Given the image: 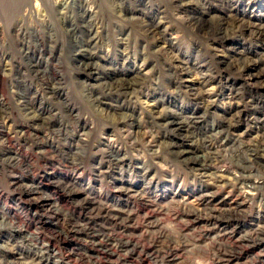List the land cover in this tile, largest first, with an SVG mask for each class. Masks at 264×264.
I'll use <instances>...</instances> for the list:
<instances>
[{
	"label": "rangeland",
	"instance_id": "374dc122",
	"mask_svg": "<svg viewBox=\"0 0 264 264\" xmlns=\"http://www.w3.org/2000/svg\"><path fill=\"white\" fill-rule=\"evenodd\" d=\"M79 1L0 0V264H264V0Z\"/></svg>",
	"mask_w": 264,
	"mask_h": 264
},
{
	"label": "bare ground",
	"instance_id": "6f19581e",
	"mask_svg": "<svg viewBox=\"0 0 264 264\" xmlns=\"http://www.w3.org/2000/svg\"><path fill=\"white\" fill-rule=\"evenodd\" d=\"M179 1V0H178ZM80 6H81V11H82V17L83 19H85L88 11L86 10V3H87V0H80ZM192 20V19H191ZM193 23L201 29H203L204 27V24L199 20V19H194L192 20ZM227 22H229L228 24L231 23V25H236V19H232V20H228ZM224 23V22H223ZM227 24V23H226ZM227 26V25H226ZM72 28V27H71ZM230 28V27H229ZM226 29L225 33H227L228 29ZM253 28V33L256 34V35H259L260 37L264 36V27H260V26H257V25H252ZM223 28H221L220 30H222ZM90 30V29H89ZM230 30V29H229ZM218 31V30H217ZM85 32V31H84ZM215 32V30H214ZM213 34V33H212ZM91 43V39H89L87 42H86V46L85 48L83 47L82 51L79 53V57L82 61L81 65H80V68L83 70V71H86V72H94L96 69H97V64L94 63L93 61V56L92 55H88L86 52L88 51L87 47L90 45ZM78 51V50H77ZM251 64H254L252 61H249L247 59H244V58H240V59H237V65L239 66L240 69H246L247 67H249ZM34 65V64H33ZM34 68V67H33ZM38 70V69H36ZM264 70V69H263ZM241 71V70H240ZM116 82V85L114 86V88L112 89H115L116 91L118 92H127L129 91L131 88L134 87L135 83L133 81L130 80H119L118 81H115ZM137 84V83H136ZM111 86V85H109ZM137 87V86H135ZM114 90V91H115ZM134 89H132L133 91ZM109 91V90H108ZM130 92V91H129ZM200 101L204 102L206 101L204 96H202V94H198L196 96ZM195 97V98H196ZM32 99H29L27 101V105L29 104H32ZM209 102V101H208ZM131 116V115H130ZM127 117V116H126ZM125 117L124 115V122H127V118ZM132 117V116H131ZM34 119H37L38 121H45V119L43 118H39L37 115L36 116H33ZM129 118V117H128ZM122 120V119H121ZM47 122V121H46ZM122 122V121H121ZM164 122V121H162ZM169 122V121H167ZM193 120H189V119H185V118H173V121L171 122L172 126L175 127L176 130H182L183 128L189 126L190 123H192ZM42 123V122H41ZM44 126V125H43ZM171 126V125H170ZM263 142V141H262ZM181 145V143H176V144H172V147L174 149H177L179 148ZM257 149V148H256ZM264 149V148H263ZM178 151V150H176ZM179 154L182 155L183 157H186L190 155V151H186V150H181L179 151ZM253 154V153H252ZM256 155V154H255ZM118 159V158H117ZM257 159V157H256ZM263 159V158H262ZM195 162V161H194ZM261 163V162H260ZM263 163V162H262ZM202 165V164H201ZM263 166V165H262ZM264 169V168H263ZM258 187V186H257ZM32 190V189H31ZM33 191V190H32ZM35 191V190H34ZM45 203V202H43ZM264 227L260 228L261 230L259 231V233L257 232V234H255V238L257 240H263L264 239ZM256 232V231H255Z\"/></svg>",
	"mask_w": 264,
	"mask_h": 264
}]
</instances>
